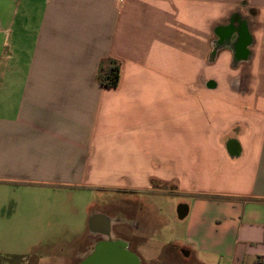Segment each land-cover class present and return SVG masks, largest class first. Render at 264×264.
Returning a JSON list of instances; mask_svg holds the SVG:
<instances>
[{
  "label": "crops",
  "instance_id": "1",
  "mask_svg": "<svg viewBox=\"0 0 264 264\" xmlns=\"http://www.w3.org/2000/svg\"><path fill=\"white\" fill-rule=\"evenodd\" d=\"M14 7L0 14V228L44 188L110 189L163 221L140 196L158 183L189 197L182 264H264V0ZM118 220L90 210L88 233Z\"/></svg>",
  "mask_w": 264,
  "mask_h": 264
},
{
  "label": "rangeland",
  "instance_id": "2",
  "mask_svg": "<svg viewBox=\"0 0 264 264\" xmlns=\"http://www.w3.org/2000/svg\"><path fill=\"white\" fill-rule=\"evenodd\" d=\"M18 1L0 0V14L14 11ZM156 186L166 191L140 196L160 210L163 221L156 219L154 212H144V203L139 208L130 199L120 201L110 189H27L16 197V205L24 212L21 214L24 224L8 223V234L4 227L0 228V264H77L97 242L96 236L88 233L90 210L109 211L113 219H119L118 224L122 225L114 222L110 237L130 241L133 252L146 260L165 264L168 257H173L178 260L177 264H182L183 257L171 241L184 237L185 221L178 218L177 212L189 197L171 194L174 186L158 183ZM117 205H124L126 208L122 206V209L131 213H118ZM34 210L38 212L40 237L31 232L33 224L29 217ZM149 225L153 234L148 231Z\"/></svg>",
  "mask_w": 264,
  "mask_h": 264
},
{
  "label": "water",
  "instance_id": "3",
  "mask_svg": "<svg viewBox=\"0 0 264 264\" xmlns=\"http://www.w3.org/2000/svg\"><path fill=\"white\" fill-rule=\"evenodd\" d=\"M177 215L179 219L184 217L181 208ZM118 241L105 240L96 243L78 264H140L138 257L127 250L126 244Z\"/></svg>",
  "mask_w": 264,
  "mask_h": 264
},
{
  "label": "flooded vegetation",
  "instance_id": "4",
  "mask_svg": "<svg viewBox=\"0 0 264 264\" xmlns=\"http://www.w3.org/2000/svg\"><path fill=\"white\" fill-rule=\"evenodd\" d=\"M94 230H96V228L92 227ZM100 233H95L93 232L91 235L92 236H96L97 238V242H100V241H105V240H119L118 242H124L126 244V248L128 251H130L131 253L135 254V252H133V249L131 248V245H130V242L129 241H126V240H123L122 238H116V239H113L110 237V232L111 230L110 229H106L105 226H102L100 227ZM107 232V233H106ZM95 243V244H96ZM183 251H180V254H182ZM137 256V255H136ZM138 257V256H137ZM78 264V263H77Z\"/></svg>",
  "mask_w": 264,
  "mask_h": 264
},
{
  "label": "trees",
  "instance_id": "5",
  "mask_svg": "<svg viewBox=\"0 0 264 264\" xmlns=\"http://www.w3.org/2000/svg\"><path fill=\"white\" fill-rule=\"evenodd\" d=\"M102 80L109 87H116L119 80V68L110 67L102 74ZM181 208V206L179 207Z\"/></svg>",
  "mask_w": 264,
  "mask_h": 264
},
{
  "label": "bare ground",
  "instance_id": "6",
  "mask_svg": "<svg viewBox=\"0 0 264 264\" xmlns=\"http://www.w3.org/2000/svg\"><path fill=\"white\" fill-rule=\"evenodd\" d=\"M87 254H88V253H87ZM85 255H86V254H85ZM85 255H84V256H85Z\"/></svg>",
  "mask_w": 264,
  "mask_h": 264
}]
</instances>
